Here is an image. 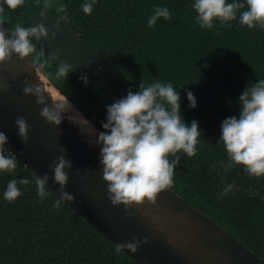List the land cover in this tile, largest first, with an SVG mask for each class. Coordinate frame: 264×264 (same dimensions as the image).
<instances>
[{"label":"trees","instance_id":"1","mask_svg":"<svg viewBox=\"0 0 264 264\" xmlns=\"http://www.w3.org/2000/svg\"><path fill=\"white\" fill-rule=\"evenodd\" d=\"M83 2L51 0L50 7L43 8L42 0H23L17 8L0 12V20L10 32L17 23L31 25L28 11L60 20L74 36L112 59L126 92L153 80L171 83L180 95L181 119L198 121L201 136L195 155L178 153L169 187L264 261V176L249 177L240 166L223 171L228 158L223 145L216 143L221 121L238 116L241 91L264 79V29H248L233 20L231 26L215 22L212 29L202 30L194 21L192 0H97L88 15L81 10ZM61 4L65 10L57 13ZM157 6H166L171 16L148 27ZM33 44L32 59L38 66L46 61L43 72L51 82L104 131L105 105H110L105 95L88 79L85 85L74 68L66 78H57L56 61ZM185 89L194 94L195 108L189 107ZM15 159L12 173H0V264H137L65 202L53 208L59 196L48 185L41 201L34 183L38 176ZM20 178L30 183L18 184L20 196L6 201L2 193L7 182ZM228 184L233 185L228 195L220 196Z\"/></svg>","mask_w":264,"mask_h":264},{"label":"water","instance_id":"2","mask_svg":"<svg viewBox=\"0 0 264 264\" xmlns=\"http://www.w3.org/2000/svg\"><path fill=\"white\" fill-rule=\"evenodd\" d=\"M28 17L31 25L42 23L50 32L56 31L54 38L49 35L35 43L57 64L72 65L110 104L127 94L111 58L78 39L60 20L31 11ZM0 30L10 36L1 20ZM26 81L39 84L49 106L66 101L31 56L21 59L12 54L0 63V85H10L7 90L0 88V132L7 136L5 148L38 177L47 174L46 185L57 195L58 185L49 165L59 156L70 160L72 168L65 169V191L74 200L65 203L137 264H264L227 229L169 186L156 194L154 202L145 199L139 205H113L102 178L100 146L94 142L101 130L68 99L72 108L62 113L61 123L46 122L39 114L42 105L23 92ZM70 115L73 120L68 119ZM21 116L29 125L27 143L17 135L15 120ZM133 241L138 242L135 250L125 246Z\"/></svg>","mask_w":264,"mask_h":264},{"label":"clouds","instance_id":"3","mask_svg":"<svg viewBox=\"0 0 264 264\" xmlns=\"http://www.w3.org/2000/svg\"><path fill=\"white\" fill-rule=\"evenodd\" d=\"M35 2L39 4L41 0ZM96 2L84 0L81 4L82 12L90 14ZM22 3L23 0H0V12H4L5 8L15 9ZM50 5L51 0H42L43 8ZM191 8L195 12L194 21L202 30L212 29L215 22L231 26L233 20L248 29L257 26L264 29V0H192ZM55 10L63 13L64 5H58ZM40 15L43 16L44 12L41 11ZM170 16L166 6H157L148 17L147 25L152 27L158 18L168 20ZM49 35L54 38L56 31L50 32L42 23L27 27L17 23L10 36H6L5 30H0V63L12 54H17L21 59L29 57L34 52L33 41L47 39ZM46 64L42 60L39 66L43 70ZM72 68V65L59 63L55 76L66 78ZM80 79L87 85L86 76L82 75ZM249 84L238 97V116H229L221 121L220 136L216 143L222 144L227 154V161L222 162L223 171L240 166L249 177L259 178L264 176V79H257L251 86ZM9 87L8 84L0 85L3 90ZM23 92L35 96L36 103L42 105L40 116L54 125H59L64 119L62 113L72 108L67 98L64 103L57 102L49 106L39 84L32 85L26 81ZM185 95L189 107L195 108L197 102L194 94L185 89ZM179 100V92L171 83L153 80L147 84L140 83L138 91L129 90L125 96L105 105L106 117L101 123L104 131L98 133L94 142L100 146L102 178L107 183L108 199L113 205H139L145 199L154 202L156 194L172 183L174 168L180 160L178 153L191 157L198 152V138L201 136L198 121L185 123L181 119ZM68 119L73 120L71 115ZM15 125L17 135L27 143L29 125L25 118L17 117ZM81 131L88 134L82 127ZM6 143V134L0 132V173H12L17 167L15 157L4 151ZM49 168L59 191V198L53 202L52 207L59 209L65 201L74 200L65 191L68 180L65 169H71L72 163L64 156H59ZM48 179L47 174L34 178L36 195L41 201L48 195L45 188ZM29 183L27 178L9 180L2 193L3 198L9 202L14 201L21 194L17 185ZM232 187V184L226 185L219 195H228ZM137 244V241H133L125 246L135 250Z\"/></svg>","mask_w":264,"mask_h":264}]
</instances>
